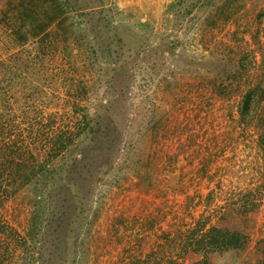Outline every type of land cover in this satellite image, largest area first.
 I'll return each instance as SVG.
<instances>
[{"label": "rangeland", "instance_id": "rangeland-1", "mask_svg": "<svg viewBox=\"0 0 264 264\" xmlns=\"http://www.w3.org/2000/svg\"><path fill=\"white\" fill-rule=\"evenodd\" d=\"M79 1L82 12L21 42L0 0V129L24 146L38 130L49 141L106 102L100 122L120 113L121 133L110 130L119 144L78 151L69 178L56 176L35 240L30 187L4 199L0 214L16 235L5 231L0 264H65L71 232L82 243L72 264H264V0ZM103 7L121 50L111 52ZM239 69L222 98L215 77ZM130 141L147 179L130 168ZM102 154L112 162L94 178ZM213 226L242 245L218 248Z\"/></svg>", "mask_w": 264, "mask_h": 264}, {"label": "trees", "instance_id": "trees-1", "mask_svg": "<svg viewBox=\"0 0 264 264\" xmlns=\"http://www.w3.org/2000/svg\"><path fill=\"white\" fill-rule=\"evenodd\" d=\"M205 1L211 2V0H204V2ZM175 5L178 4L176 3ZM8 6L12 9V14L14 16L8 21L12 27L11 31L15 34L16 39L21 42L27 38V32L29 30H31L33 35L41 34L53 23L56 22L61 24L68 19L72 11L82 12L80 11L81 4L79 0H8ZM173 8L174 7H171L168 10ZM102 11V20H104V25L108 27L105 28L109 33L107 40L110 46L113 44L111 52H115V48L121 47L125 40L118 34L117 28L113 24L110 15V13H112L110 7H103ZM84 30V28H80L79 32L82 33ZM84 37H86V35H84ZM170 43H172L169 44L171 47H175L177 42L171 41ZM91 51L94 56L97 57V52L93 47H91ZM241 74V69L236 72H230L226 74L225 79H221L220 82H218L219 77H215V87L218 94L221 97L223 96L222 98H225V96L231 93L229 87L231 84L224 83V81L238 79ZM109 100L113 101L111 97L108 101ZM244 103L247 102L244 101ZM99 108L100 112L98 111L96 116H89L88 111H85L82 115L83 118L78 120L79 122L76 120L73 123L74 125L68 123L67 125L59 127L58 130L53 133L49 141H47L46 137L44 142V139L37 137V134L40 133L38 130V133L36 132L37 134L32 137V141L24 146L23 143H21L22 140L18 138L6 140L3 137L5 131L2 128L4 132L0 129V204L3 203L4 199H7L11 193H15L25 186L30 187L34 195L35 204V211L31 216L29 227L30 236L33 240H35L36 231H38L41 224V220L39 219L42 214L39 213V209L46 207L48 200L47 196L53 193L49 191V188L52 187V189H54V187H56L57 175L63 180L69 178L71 166L75 165L73 162L78 160V151H85V157H87L88 154L93 156L96 152L93 149L94 147L101 148V146H104L106 149L109 147V150H113L116 148V145L119 144L118 139L112 138L110 130L113 132L117 131L119 134L121 133L120 113L115 112L111 114V117L114 115V118L117 120L115 123L102 125V122H100L101 114L104 109H110L111 106L109 103L106 104L105 102L102 103V106ZM152 108L153 107L147 110V122H151L155 119V123L151 124L156 125L158 119H156V114L158 112ZM79 109V105L74 107V110ZM48 122L50 123L51 119ZM93 132H95L94 137ZM35 138H37V140H35ZM37 141L40 143L37 144ZM107 143H109V145H107ZM31 144H33V146H31ZM259 145L264 151V130L261 132ZM139 149L138 146H133L131 141L128 142L125 148L126 154L132 158L131 160L133 162L130 168L136 172L145 168L139 160ZM99 158L101 160L95 166L96 172L90 169L94 178L98 177V172L100 170L102 171L101 165H110L112 162L110 159L108 161L104 154ZM148 177V171L146 170L144 178L147 179ZM65 184L69 187L67 183ZM74 206L80 207L82 206V202L77 201ZM75 212L77 215L80 213L78 209H75ZM5 231H7L9 236L13 237L16 235V228L9 225L8 221L0 214V263L4 261L6 256L4 254V252H6L3 246L4 240L6 239V242L9 237L6 235ZM208 233L212 238L213 236L218 237L215 243L218 248H239L242 245V238L239 234H228L215 226L209 228ZM3 234L5 236H3ZM68 234L70 236V242L67 244L69 255L65 258V264H72L76 257L77 249L82 243L79 242V234H74L73 232ZM211 237L210 243L213 244L214 241Z\"/></svg>", "mask_w": 264, "mask_h": 264}]
</instances>
